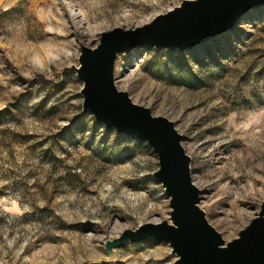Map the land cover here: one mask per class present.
Listing matches in <instances>:
<instances>
[{"label": "rangeland", "instance_id": "1", "mask_svg": "<svg viewBox=\"0 0 264 264\" xmlns=\"http://www.w3.org/2000/svg\"><path fill=\"white\" fill-rule=\"evenodd\" d=\"M183 0H0V264H173L148 238L108 254L126 229L171 222L159 158L83 111V46ZM115 84L166 116L192 157L200 206L226 242L264 201V5L197 47L120 53Z\"/></svg>", "mask_w": 264, "mask_h": 264}, {"label": "water", "instance_id": "2", "mask_svg": "<svg viewBox=\"0 0 264 264\" xmlns=\"http://www.w3.org/2000/svg\"><path fill=\"white\" fill-rule=\"evenodd\" d=\"M264 0H183L167 13L136 28L116 27L101 34L96 47L83 46L75 67L82 80L83 111L109 128L135 135L157 153L155 178L170 199L171 222H147L126 229L107 241L108 254L127 242L148 238L169 243L176 254L173 264H264V201L261 210L238 237L226 242L200 206L201 189L193 182L191 162L175 122L154 115L151 108L133 102L115 84L120 53L146 45L186 50L216 38Z\"/></svg>", "mask_w": 264, "mask_h": 264}]
</instances>
